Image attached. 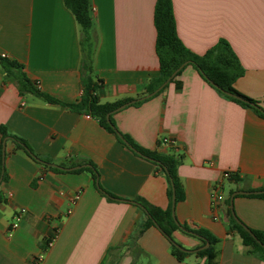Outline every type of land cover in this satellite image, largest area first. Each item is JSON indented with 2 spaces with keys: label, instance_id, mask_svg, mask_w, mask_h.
Listing matches in <instances>:
<instances>
[{
  "label": "crops",
  "instance_id": "0c3cea01",
  "mask_svg": "<svg viewBox=\"0 0 264 264\" xmlns=\"http://www.w3.org/2000/svg\"><path fill=\"white\" fill-rule=\"evenodd\" d=\"M156 3L91 0L92 65L103 81L97 90L102 103L144 97L150 80L159 76ZM172 5L183 44L203 55L226 40L244 70L236 89L262 100L264 0H172ZM84 38L64 0H0V56L20 63L35 90L60 102L21 92L0 65V125L23 138L39 159L0 134L2 146L6 139L0 264H30L57 228L44 264H206L196 253L178 260L157 227L136 235L145 211L131 201L140 198L166 209L170 184L157 164L124 145L91 114L69 106L83 94ZM113 119L120 133L144 150L182 156L177 174L184 197L174 213L181 225L202 228L219 240L216 264H264L231 228L230 203L236 191L264 190L263 117L187 65L162 92L115 112ZM163 137L173 146L159 144ZM46 163L64 168L93 163L102 189L118 199L98 187L91 171L80 170L89 166L55 171ZM226 172L239 181L226 178ZM217 193L222 200L212 206ZM19 208L26 212L9 233ZM233 210L246 226L264 231V198L235 195ZM173 239L187 250L201 245L182 230Z\"/></svg>",
  "mask_w": 264,
  "mask_h": 264
},
{
  "label": "trees",
  "instance_id": "16d2710c",
  "mask_svg": "<svg viewBox=\"0 0 264 264\" xmlns=\"http://www.w3.org/2000/svg\"><path fill=\"white\" fill-rule=\"evenodd\" d=\"M64 3L74 14L85 36V54L81 70L83 94L77 103L71 104L69 106L75 110L89 113L93 117L97 118L103 127H105L108 131L116 134L118 136V139L127 146L124 140L119 136L120 131L117 129L113 119L114 113H112L110 116L111 123H109L107 115L113 112L119 106L132 100L129 98H125L116 102L102 103L97 95V90L103 83V81L94 74V68L92 65L93 42L91 30L93 26V17L91 10V0H64ZM154 23L157 31L156 51L160 68L159 76L150 80V82L146 86V94L155 91L183 63L188 62L187 65L194 66L200 73L202 78L214 88H216L221 94L241 104L244 107L254 110L257 114L264 118V98L262 100L251 98L238 91L234 85L235 81L243 75L244 70L235 52L226 40H220L215 46L210 48L203 55L196 54L192 50L187 48L183 44L177 33L172 0H157L154 13ZM0 65L4 68L9 77L14 78L21 92L31 91L34 93H38L48 102L60 103L57 99L47 94L39 93L37 90H35L31 81L22 71L23 66L20 63L16 61H9L0 56ZM183 69L178 71L176 75L171 79V81L175 80L182 73ZM166 87L167 85L163 89H161L159 93L162 92ZM229 94L240 96L244 100L237 99L236 97ZM146 99L147 98L138 100L136 103H133V105H138ZM0 134L2 135V139L5 137L12 139L18 148L25 150L31 157L38 159L23 138L17 135L10 134L8 132V129L3 125H0ZM122 136L130 143L132 147L130 148L128 146L130 149H132L140 156H143L157 164L166 174L170 184V187L168 189L170 204L166 209H161L159 207L153 206L140 198L136 199V201L142 204L148 211V214L145 213L144 221L136 229V235L142 234L147 228L158 226L159 228H157L160 229V231H162V233L170 241L172 253L174 254V256H176L178 260L183 261L188 255H190V252L177 247L173 239V233L176 230H182L198 238L201 242L200 246H203L207 242H209V247L196 252V255L206 257V264H216V258L218 255L216 244L219 240L202 228L191 229L186 225H181L180 223L176 222L172 198L173 192H175L176 195V202L182 200L184 197L183 186L177 174V167L182 161V156L176 154L160 156L154 152L144 150L142 147L137 145L128 135L122 134ZM3 168L2 144H0V177L4 181L6 180V173L5 171H3ZM51 169L60 171V168L51 167ZM83 169L91 171L94 179H98L99 173L95 164L91 163L90 167H85L80 170ZM230 177L234 181H239L238 176L235 174L230 175ZM98 187L103 190L99 183ZM104 192L111 198L116 197L109 192ZM247 196L264 198V193L250 194ZM241 223L244 224L243 222ZM244 226L246 225L244 224ZM231 228H233L240 234L243 243L251 248L252 253L264 258V247L262 246V244H264V231L248 227L257 237L255 239L234 218H232L231 220ZM180 246L184 248L182 245ZM137 252L142 253V250L137 249Z\"/></svg>",
  "mask_w": 264,
  "mask_h": 264
},
{
  "label": "water",
  "instance_id": "95a60500",
  "mask_svg": "<svg viewBox=\"0 0 264 264\" xmlns=\"http://www.w3.org/2000/svg\"><path fill=\"white\" fill-rule=\"evenodd\" d=\"M188 64V62H185V63H183L161 86H159L155 91H153V92H151V93H149V94H147L146 96H144V97H141V98H138V99H134V100H132V101H130V102H127V103H125V104H123V105H121V106H119L118 108H116L113 112H111V113H109L108 115H107V119H108V121H109V123H111V118H110V116H111V114L112 113H115V112H118V111H120L121 109H123V108H125L126 106H128V105H131V104H133V103H136L138 100H142V99H144V98H149V97H152L153 95H155V94H157L161 89H163L170 81H171V79L176 75V73L178 72V71H180L181 69H183L186 65ZM229 95H231V96H234V97H236L237 99H240V100H244L242 97H240V96H237V95H234V94H229ZM119 136L124 140V142L127 144V146H129L130 148H132L131 147V145H130V143L126 140V139H124L123 138V136H122V134L121 133H119ZM2 155H3V164H4V161H5V155H6V139H4V141H3V146H2ZM47 165H49V166H52V167H55V168H63V169H68V170H75V169H79V168H82V167H85V166H89L90 167V165L89 164H87V165H78V166H74V167H71V168H64V167H62V166H59V165H57V164H54V163H46ZM0 181H1V179H0ZM96 183H97V185H98V179L96 180ZM264 193V190H255V191H236V192H234L232 195H231V198H230V203H231V209H232V215H233V218L239 223V224H241L255 239L257 238L256 236H255V234L248 228V227H246V226H244V224H242L241 223V221L238 219V217L236 216V214H235V212H234V210H233V199H234V196L235 195H250V194H263ZM115 199H118V198H115ZM132 203H134V204H137L138 206H140L144 211H145V213H147L148 214V211L146 210V208L142 205V204H140V203H138V202H136V201H131ZM175 203H176V195H175V192H173V198H172V204H173V208H175ZM176 222L177 223H179L178 222V220L176 219ZM158 227V226H157ZM159 228V227H158ZM262 244V243H261ZM175 245L177 246V247H179V248H181V249H183V250H187V249H184V248H182L179 244H177L176 242H175ZM209 245H210V243L209 242H207L205 245H203V246H200V247H198V248H196V249H194V250H187V251H189L190 253H196V252H198V251H200V250H203V249H206V248H208L209 247ZM262 246L264 247V244H262Z\"/></svg>",
  "mask_w": 264,
  "mask_h": 264
},
{
  "label": "built area",
  "instance_id": "2783aa9c",
  "mask_svg": "<svg viewBox=\"0 0 264 264\" xmlns=\"http://www.w3.org/2000/svg\"><path fill=\"white\" fill-rule=\"evenodd\" d=\"M2 57H6L5 54H3ZM174 143L175 142L172 139L166 138V137L160 138V140H159V144H163V145H167V146H173ZM224 176L226 178H229L230 177V173L226 172L224 174ZM9 195L11 196L12 194L9 193ZM77 198H78V195L75 197L74 203L77 200ZM220 200H222V194H218L217 193L216 195H214V198H213V201H212V206H215V202L216 201H220ZM25 212H26L25 208H19V209H17L15 211L14 220L10 224V227H9V233L13 232L16 228H18V226L20 224V221H21L23 215L25 214ZM71 212H72V209L70 208L68 210V213L70 214ZM59 232H60L59 228L54 230V233L46 239L44 247L37 254H35L33 256V258L30 261V264H44L46 253L55 244Z\"/></svg>",
  "mask_w": 264,
  "mask_h": 264
}]
</instances>
